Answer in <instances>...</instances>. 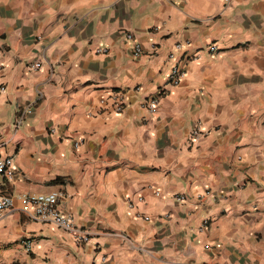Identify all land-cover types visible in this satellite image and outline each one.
<instances>
[{"label": "crops", "instance_id": "1", "mask_svg": "<svg viewBox=\"0 0 264 264\" xmlns=\"http://www.w3.org/2000/svg\"><path fill=\"white\" fill-rule=\"evenodd\" d=\"M0 144V264H264V0H0ZM53 191L86 244L19 211Z\"/></svg>", "mask_w": 264, "mask_h": 264}, {"label": "built area", "instance_id": "2", "mask_svg": "<svg viewBox=\"0 0 264 264\" xmlns=\"http://www.w3.org/2000/svg\"><path fill=\"white\" fill-rule=\"evenodd\" d=\"M224 7L230 5L232 0H221ZM133 34L128 33L126 38L133 40ZM177 50L182 49V45L178 44L175 46ZM211 50H215V47H211ZM97 53H104L105 49H97ZM132 53L134 57L141 54V47L138 43L133 44ZM173 58V54L169 56ZM31 71H37L41 68V62L36 61L29 64ZM183 73L178 63L171 66L169 73L167 75V84L169 87H175L179 84ZM162 92L156 94L155 96L146 97L142 103V108L149 113H153L160 100ZM43 99V93L40 91L36 92L35 98L28 101V103L19 110L16 119L13 123V129H18L23 122L24 118L33 113L35 105ZM124 100L125 97L122 93L112 91L105 98L100 100V105L102 107L109 106L115 114H121L124 110ZM201 136L199 130H194L192 133V139L197 140ZM77 145V144H76ZM3 145L0 144V219L3 217L6 211H10L14 208V198L7 192V184L10 183L14 178L15 166L13 158L5 155L3 153ZM62 198V194L58 191L48 192V193H36V194H25L18 196L17 201L19 205V211L28 215L29 218L38 223H50L53 224L58 229L66 232L72 240L77 244H86L89 241V231L80 229L74 223L72 217L64 214L59 208V201ZM178 199H183L179 197ZM139 202L142 201L141 198L138 199ZM128 206L131 207V202L128 201ZM149 220V218H145ZM210 221L204 220L201 225V230H205ZM26 248L29 247L28 242H24Z\"/></svg>", "mask_w": 264, "mask_h": 264}, {"label": "trees", "instance_id": "3", "mask_svg": "<svg viewBox=\"0 0 264 264\" xmlns=\"http://www.w3.org/2000/svg\"><path fill=\"white\" fill-rule=\"evenodd\" d=\"M53 182H57V179H55Z\"/></svg>", "mask_w": 264, "mask_h": 264}]
</instances>
